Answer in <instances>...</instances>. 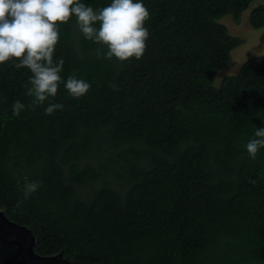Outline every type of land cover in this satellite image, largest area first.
<instances>
[{"label": "trees", "instance_id": "1", "mask_svg": "<svg viewBox=\"0 0 264 264\" xmlns=\"http://www.w3.org/2000/svg\"><path fill=\"white\" fill-rule=\"evenodd\" d=\"M255 1L142 0L147 47L123 63L103 58L73 16L54 59L63 80L91 85L79 99L61 84L29 107L31 72L0 65V208L41 252L79 264H264V148L253 160L245 147L264 127V54L211 83L240 43L220 18L250 9L261 28ZM49 103L64 107L45 115ZM25 177L40 183L28 199Z\"/></svg>", "mask_w": 264, "mask_h": 264}, {"label": "clouds", "instance_id": "2", "mask_svg": "<svg viewBox=\"0 0 264 264\" xmlns=\"http://www.w3.org/2000/svg\"><path fill=\"white\" fill-rule=\"evenodd\" d=\"M73 16L86 40L107 49L101 53L103 58L123 63L132 58L139 60L145 53L149 38L145 21L149 11L142 0H111L98 9L80 0H0V65L15 60L19 61L14 65L17 69L27 68L31 72L25 84L26 95L33 98L29 107L42 106L50 97L54 98L61 84L75 99L89 92L91 85L83 79L69 76L63 80L60 74L64 60L54 59L59 25L67 24ZM63 107L61 103H49L44 113L50 116ZM24 108L16 100L13 115L19 117ZM245 147L254 160L264 148V127L256 129ZM39 187V182L27 181L25 177L24 198L28 199Z\"/></svg>", "mask_w": 264, "mask_h": 264}, {"label": "flooded vegetation", "instance_id": "3", "mask_svg": "<svg viewBox=\"0 0 264 264\" xmlns=\"http://www.w3.org/2000/svg\"><path fill=\"white\" fill-rule=\"evenodd\" d=\"M37 245L31 229L9 218L0 208V264H79L60 251L43 253Z\"/></svg>", "mask_w": 264, "mask_h": 264}, {"label": "rangeland", "instance_id": "4", "mask_svg": "<svg viewBox=\"0 0 264 264\" xmlns=\"http://www.w3.org/2000/svg\"><path fill=\"white\" fill-rule=\"evenodd\" d=\"M264 3V0H256L253 5ZM250 9L243 11L238 21L228 14L220 18L228 32L240 38V43L231 50L230 62L219 69L211 78V83L218 86L223 79L237 72L243 61L252 55L264 54V26L254 28L249 22Z\"/></svg>", "mask_w": 264, "mask_h": 264}]
</instances>
